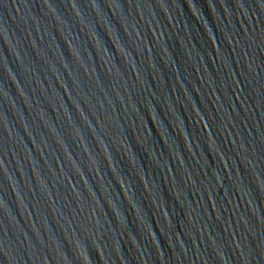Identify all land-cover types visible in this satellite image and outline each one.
I'll use <instances>...</instances> for the list:
<instances>
[{
    "label": "water",
    "instance_id": "water-1",
    "mask_svg": "<svg viewBox=\"0 0 264 264\" xmlns=\"http://www.w3.org/2000/svg\"><path fill=\"white\" fill-rule=\"evenodd\" d=\"M0 264H264V0H0Z\"/></svg>",
    "mask_w": 264,
    "mask_h": 264
}]
</instances>
